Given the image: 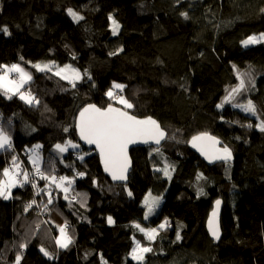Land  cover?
I'll list each match as a JSON object with an SVG mask.
<instances>
[{
	"label": "trees",
	"instance_id": "obj_1",
	"mask_svg": "<svg viewBox=\"0 0 264 264\" xmlns=\"http://www.w3.org/2000/svg\"><path fill=\"white\" fill-rule=\"evenodd\" d=\"M68 8L84 20L74 22ZM261 9L264 0H0V28L7 26L11 33L0 32V65L20 63L32 72L26 87L40 101L29 106L0 92V125L9 131L14 149L0 151V179L15 155L20 169H27L43 188L46 181L35 176L29 160L28 150L37 144L42 145L40 167L46 175L75 177L68 200L53 185V203L47 204L48 197L36 195L31 184L13 189L8 200L0 198V264H14L18 253L21 264H101L100 254L107 264H264V132L255 126L256 116L231 104L217 108L226 89L239 83L235 64L241 72H251L255 86L248 85L245 99L264 118V43L241 44L264 32ZM110 14L121 25L115 36ZM49 61L71 64L92 81L85 77L72 88L26 63ZM113 82L126 85L122 94L135 105L133 114L151 116L168 134L159 147L162 155H150L153 147L133 149L128 181L116 184L105 176L98 154L81 144L74 127L81 107L111 102L105 92ZM201 132L227 145L231 160L204 162L189 143ZM67 139L80 143L79 152L54 150ZM84 153L89 154L79 160ZM165 163L174 166L171 180L156 171ZM201 188L206 195H197ZM149 192L164 201L145 220L142 202ZM77 193L81 195L71 200ZM219 198L224 209L217 241L206 226ZM33 199L39 207L25 211ZM166 217L170 226L153 242L133 226L154 228ZM65 224L73 242L60 248L58 226ZM133 238L153 249L142 262L129 256ZM21 243L27 247L21 249ZM41 247L55 258L44 256Z\"/></svg>",
	"mask_w": 264,
	"mask_h": 264
},
{
	"label": "snow or ice",
	"instance_id": "obj_2",
	"mask_svg": "<svg viewBox=\"0 0 264 264\" xmlns=\"http://www.w3.org/2000/svg\"><path fill=\"white\" fill-rule=\"evenodd\" d=\"M181 0H176L179 4ZM67 15L71 19L78 23L84 20V16L80 15L77 11L72 8H68ZM264 12V9H261ZM181 16L184 19H188L187 12H181ZM111 22V32L115 36L119 33L121 25L113 17L112 14L108 17ZM0 32L5 35H11L7 26L0 28ZM264 43V32L253 35H249L247 38L241 41L243 47L247 48L249 45L262 44ZM122 51L118 49L117 52ZM116 53H110V55H115ZM21 61L24 60L23 57L20 58ZM75 59V56H73ZM31 63V67L37 72L41 73H51L53 76L59 77L61 80H65L69 83L72 88H76L78 82L85 79V77L92 81V77L86 71L81 73L79 69L73 67L71 64H65L63 66L57 65L55 61H49L45 63ZM233 70L236 74V79L239 83L230 89H226L227 94L224 96L222 102L217 105V108H223L225 104H231L235 108L241 109L245 113H249L256 116L259 123L255 126L264 132V118H262L257 113L255 104L251 99H247L246 102H234L237 96H242L244 92L249 91L248 85L251 84L254 87V78L249 71L241 72L237 65H233ZM13 74H15L13 76ZM247 78V80H246ZM33 80V74L27 71L24 66L20 63H14L11 65L2 64L0 65V92L8 98L12 99L13 96H17L21 101L29 106L39 105V99L32 94L29 87L31 81ZM93 87L95 84L93 82ZM126 85L113 82L112 86L105 92V96L109 99V103L106 106H98L95 103H88L80 108L78 116L75 122V131L78 134L79 140L83 141L85 144L94 146L98 151L101 162L104 166L105 172H107L114 181H126L127 172L130 166L129 158V148L132 145L137 144H154L156 146L161 145V142L168 137L167 132L163 129L160 124L153 119L151 116L144 118H139L137 115L133 114L130 110L135 107L133 103L129 101L122 93ZM115 90V91H114ZM120 105L119 107L115 105ZM9 127L11 126V121H8ZM248 128L253 127L252 124L247 125ZM65 133L69 132V128L65 127ZM35 131V129H32ZM174 138V137H173ZM191 143L193 148H196L201 155L205 156L210 162L212 161H224L227 162L232 157L231 149L227 145L218 147L221 141L215 136L210 135L207 132H201L198 135H194L191 138ZM42 145H34L32 149L28 151L33 153L29 156V160L35 170V176H38L41 180L46 181L43 188H40L38 183L35 181L32 174L29 173L27 169H20V162L18 157L12 156V166L5 167L2 169L3 179H0V198L8 200L12 198V189L16 187H24L25 184H31L33 189H37L36 195L43 193L48 197L47 204L53 203V191L52 186L59 191L64 193V199H69V190L75 182V177L46 175L40 167L41 157L39 154V149ZM81 148L80 143L73 141L72 139H67L63 143H57L54 145V150L58 154H63L69 151V149L79 152ZM3 150H14L12 137L9 131L0 125V151ZM162 155L160 148L155 147L150 152ZM89 153H84L83 155L78 154V159L83 161L84 156ZM72 168V165H66ZM171 168L174 171V166L167 163L164 164L163 168H157L156 171L162 172L165 177L171 180ZM20 169V171H16ZM52 172L55 171L54 167L51 169ZM86 175L85 172H76V176L83 178ZM23 177L20 179V177ZM198 179L202 178V174H198ZM95 183V181H93ZM127 190V186L125 185ZM81 194L77 193L75 196L71 197V200H76L77 196ZM127 195L132 197L133 193L131 190H127ZM198 196L206 195L203 189H199L197 192ZM162 200V196H152L151 192L144 197L143 206L146 209L144 212V219L147 220L150 216L156 213ZM81 207L85 206V202L78 201ZM222 201L217 199L215 201V208L209 217L208 226L209 231L214 239H220V231L218 226V214L219 208ZM33 205L37 204V201L33 199L31 202L25 205V211H28ZM47 208V205H44ZM109 224L114 223L113 218L109 216L107 218ZM140 233H143L144 237L149 241L153 242L156 240L160 231L166 230L169 225L168 218L166 217L163 222H161L155 228H145L139 223H134L133 225ZM60 231V236L56 238V244L60 248H67L73 242L72 237L68 234L66 230V224L64 226H58ZM134 239V247L131 249L129 256L133 261L142 262L144 260V254L152 252L153 249L148 246H143L140 241ZM176 239L180 240L181 236L179 232L176 234ZM21 249L27 247L26 243H21L19 245ZM40 251L44 256L49 259H54L55 257L50 254L45 248L41 247ZM22 254H17L15 257L14 264H21ZM101 264H107L104 260L103 255L100 254Z\"/></svg>",
	"mask_w": 264,
	"mask_h": 264
},
{
	"label": "water",
	"instance_id": "obj_3",
	"mask_svg": "<svg viewBox=\"0 0 264 264\" xmlns=\"http://www.w3.org/2000/svg\"><path fill=\"white\" fill-rule=\"evenodd\" d=\"M118 107V106H117ZM140 118V117H139ZM142 119V118H141ZM161 126V125H160ZM162 127V126H161ZM211 135V134H210ZM213 136V135H212ZM79 138V137H78ZM167 139V138H166ZM165 139V140H166ZM218 139V138H217ZM165 140H163L162 142H161V144L165 141ZM219 140V139H218ZM81 142V144L86 148H89V149H92V150H94L97 154H98V151L95 149V147L94 146H90V145H87V144H85L83 141H80ZM191 144V143H190ZM139 147H141V148H150V147H153V148H155V147H161V145H159V146H156V145H154V144H137V145H132V146H130V148H129V158H130V166H129V168H128V172H127V177H129V175H130V173H131V171H132V158H131V151L133 150V149H138ZM218 147H222V143L220 144V145H218ZM191 148H192V150H194L198 155H200L201 156V158L204 160V162H206L208 165H214L215 163H223V164H225L226 162H224V161H220V160H217V161H212V162H210L208 159H206L205 158V156H203V155H201V153L196 149V148H193L192 147V145H191ZM98 157H99V159H100V156H99V154H98ZM231 160V159H230ZM229 160V161H230ZM100 161H101V159H100ZM229 161H227V162H229ZM101 166H102V170H104V166H103V164H102V162H101ZM104 174H105V176L108 178V180H111L113 183H119V182H121V183H124V182H126V181H128V180H126V181H114L112 178H111V176L107 173V172H105V170H104ZM128 179V178H127ZM219 200H221L222 201V203H221V205H220V208H219V214H218V226H219V231H220V238H221V236H222V229H221V215H222V212H223V209H224V207H223V205H224V201H223V199H221V198H219ZM215 208V203H214V205H213V209ZM213 212V210L211 211V213ZM211 213H210V215H209V217L211 216ZM209 217H208V219H209ZM209 221V220H208ZM206 230L208 231V233H209V235H210V237L213 239V240H216V239H214L213 238V236L211 235V233H210V231H209V226H208V222H207V226H206ZM217 241H219V240H217Z\"/></svg>",
	"mask_w": 264,
	"mask_h": 264
},
{
	"label": "rangeland",
	"instance_id": "obj_4",
	"mask_svg": "<svg viewBox=\"0 0 264 264\" xmlns=\"http://www.w3.org/2000/svg\"><path fill=\"white\" fill-rule=\"evenodd\" d=\"M79 14H80V13H79ZM80 15H81V14H80ZM78 23H79V22H78ZM40 63H45V62H40ZM13 75H15V74H13ZM246 80H247V78H246ZM245 93H246V92H244V94H243L242 96H237L236 101H237V102H238V101H239V102H245V101H246V99H245ZM238 99H239V100H238ZM77 116H78V115H77ZM70 150H71V149H70ZM31 155H33V153H32ZM16 188H17V187H16ZM13 189H15V188H13ZM13 189H12V190H13ZM147 195H148V194H147ZM152 196H154V195L152 194ZM143 200H144V199H143ZM163 201H164V199L161 200L160 206L162 205ZM142 205H143V203H142ZM160 206H159V207H160ZM157 210H158V209H157ZM157 210H156V213H155L154 215H152V216H150V217L148 218V220H149V219H152V218L157 214V212H158ZM145 211H146V209H145ZM112 224H113V223H112ZM154 228H155V227H154ZM59 236H60V233H59L58 237H59ZM144 255H145V254H144Z\"/></svg>",
	"mask_w": 264,
	"mask_h": 264
},
{
	"label": "crops",
	"instance_id": "obj_5",
	"mask_svg": "<svg viewBox=\"0 0 264 264\" xmlns=\"http://www.w3.org/2000/svg\"><path fill=\"white\" fill-rule=\"evenodd\" d=\"M12 166V163L9 165V167H11ZM16 171H20V169H16Z\"/></svg>",
	"mask_w": 264,
	"mask_h": 264
}]
</instances>
